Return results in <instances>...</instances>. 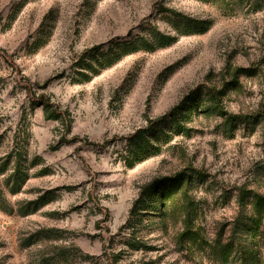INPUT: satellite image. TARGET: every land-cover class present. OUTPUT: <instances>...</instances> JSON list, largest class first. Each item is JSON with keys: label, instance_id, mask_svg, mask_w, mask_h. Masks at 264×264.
<instances>
[{"label": "rangeland", "instance_id": "374dc122", "mask_svg": "<svg viewBox=\"0 0 264 264\" xmlns=\"http://www.w3.org/2000/svg\"><path fill=\"white\" fill-rule=\"evenodd\" d=\"M248 7L0 0V264H264V211L247 246L239 230L228 246L244 190L249 205L264 195V6ZM172 12L208 27L83 79L85 50L146 22L175 35ZM28 88L63 116L46 117ZM192 95L199 108L181 117L185 126L164 128L152 139L158 152L128 166V137ZM183 171L190 181L160 212L131 215L153 180ZM250 247L255 259L245 258Z\"/></svg>", "mask_w": 264, "mask_h": 264}, {"label": "trees", "instance_id": "16d2710c", "mask_svg": "<svg viewBox=\"0 0 264 264\" xmlns=\"http://www.w3.org/2000/svg\"><path fill=\"white\" fill-rule=\"evenodd\" d=\"M243 2L249 5L248 8L252 11L259 10L264 6L263 3H261L264 2V0H235V3L241 5ZM167 22L171 27L176 29L175 35L160 30L154 23L146 22L139 25L134 33L133 31L128 32L126 39L111 40L108 42L106 48H103L104 45L100 43L85 50L83 56L79 60L80 63L84 64V68L87 70L84 73H81L83 79L87 80L92 75H96L99 71L111 66L124 55L138 50L154 51L164 48L171 45L179 34L202 33L208 27L206 20L186 17L178 12H172L168 15ZM100 48L103 49L99 50ZM84 56L85 58H83ZM238 70L239 69L237 68L233 71L232 78L230 81H227V84L233 85L235 83ZM224 91L225 88L212 89L210 91L211 98L217 105H219ZM27 92L30 95V88L27 89ZM29 99L31 104L42 106V109L48 118L58 119L64 114V111L59 109V107L51 102L49 97L43 93L38 95L32 94ZM198 108L199 104L194 100V96L192 95L183 104L172 107L164 114L150 120L145 128L138 129L135 133L130 135L127 139L129 153V157L126 159L127 165L132 167L134 163L149 155L156 154L159 150V145L153 143L152 139L155 141L160 140L162 130L168 126H185L181 117L189 116L193 111L196 112ZM262 115L264 116V113ZM259 116L260 115H258L257 118ZM237 117L238 119L236 120V123H244L245 118H241L240 116ZM190 178L191 176L183 171L172 177L164 178L162 180H153L143 191V206L134 207L131 211V215L138 218L142 211L148 209H152L154 212H160L159 208L161 204H164V200L170 198L172 194L180 191L184 182H189ZM247 198L248 191L244 190L243 196L241 195L240 197L241 201L239 200L240 211L243 213V223H238L233 226L230 235L231 242L228 243V246L233 242V236H236L235 232L237 230H239V244H241L242 241L244 247L248 245L247 238L249 235L258 231L262 220V212L264 211V195L252 193V205H249L250 203L246 201ZM39 199H41V197ZM36 203L37 200L32 202V204ZM143 214H147L146 211ZM185 233L188 234V236H196L197 234L195 230H190ZM244 255H246V259L249 257L255 259L256 257L253 247H250L249 251L246 250Z\"/></svg>", "mask_w": 264, "mask_h": 264}]
</instances>
